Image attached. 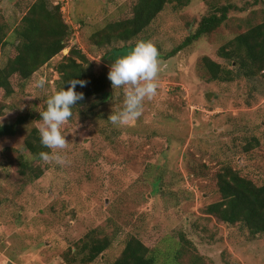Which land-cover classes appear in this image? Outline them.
Returning a JSON list of instances; mask_svg holds the SVG:
<instances>
[{
    "label": "rangeland",
    "instance_id": "obj_1",
    "mask_svg": "<svg viewBox=\"0 0 264 264\" xmlns=\"http://www.w3.org/2000/svg\"><path fill=\"white\" fill-rule=\"evenodd\" d=\"M33 1L1 0L0 19L14 29ZM136 1L53 0L74 30L68 48L30 80L15 79L13 96L0 95L6 107L0 125L36 117L19 135L0 139V264H81L79 246L91 232L113 239L92 264H114L132 236L162 264H264V234L252 238L243 227H227L206 213L221 199L217 175L226 166L264 185V78L209 83L201 63L210 57L230 68L218 50L264 23V0H192L179 11L169 4L133 41L95 46L91 37L129 16ZM221 5L236 11L171 58ZM12 35L0 49L1 67L15 54ZM139 40L152 41L163 64L157 95L145 100L141 117L112 125L108 118L123 107L124 91L110 88L108 99L88 101L86 109L95 106L88 118L62 126L69 142L62 150L65 165L44 163L48 172L41 179L23 178L19 158H30L26 137L39 130L45 101L60 90L59 67L70 51L87 55L99 75ZM41 78L43 88L37 86Z\"/></svg>",
    "mask_w": 264,
    "mask_h": 264
},
{
    "label": "trees",
    "instance_id": "obj_2",
    "mask_svg": "<svg viewBox=\"0 0 264 264\" xmlns=\"http://www.w3.org/2000/svg\"><path fill=\"white\" fill-rule=\"evenodd\" d=\"M191 1L137 0L131 5L132 12L129 16L119 21L114 20L105 29L96 32L91 37L92 43L103 48L116 42L133 41L147 30L169 4H174L173 8L179 11L188 7ZM53 3V0H34L28 6L20 24L14 29L7 21L0 19V49L7 46L10 33H13L15 40L14 56L8 59L4 67L0 66V95L4 98L14 95L13 81L15 79L22 82L30 80L42 67L68 48L74 30L65 21L61 7ZM233 11H236L235 5L214 7L212 13L201 20L196 33L188 37L170 54V57L176 56L183 49L218 30L229 20V15ZM218 56L231 67L210 57L202 58V67L208 75L209 83H230L242 78L248 80L264 78V23L250 28L222 46L218 50ZM59 73L61 75L60 89L65 86L67 90L69 85L66 83L75 78L87 82L84 87L77 85L76 91L83 93L84 99L78 101L73 108V116L68 120L69 122L77 118L89 117L91 110L95 108L93 106L86 109L91 98H95L96 102L108 99V90L112 88L108 73L96 75L94 65L81 51L72 49L66 62L59 67ZM5 109V105L0 101V119L4 116ZM32 119L35 120L36 117L25 115L18 117L11 124L0 125V139L19 135L21 128ZM258 144L256 141L255 145ZM25 148L30 158L25 155L20 156L19 174L30 182H34L48 172V167H44L39 153L52 150L41 145L39 130L35 128L26 137ZM217 179L221 199L209 205L206 213L216 217L219 223L227 227H243L252 238L263 235L264 185L257 186L253 181L242 177L231 166L224 167L217 175ZM112 243L113 239L110 237L98 239L94 236V232H91L82 240L76 258L81 264H92L110 249ZM114 264L162 263L159 262L154 250L132 236Z\"/></svg>",
    "mask_w": 264,
    "mask_h": 264
},
{
    "label": "clouds",
    "instance_id": "obj_3",
    "mask_svg": "<svg viewBox=\"0 0 264 264\" xmlns=\"http://www.w3.org/2000/svg\"><path fill=\"white\" fill-rule=\"evenodd\" d=\"M160 53L155 44L149 40H139L126 55L116 59L110 66L108 79L112 88L123 89V107L113 110L108 121L114 126H126L139 119L143 113L145 100L157 95L158 78L162 71ZM46 81L41 78L37 86L43 88ZM86 81L69 80L65 86L51 95L46 101V110L40 112V143L52 151H42L39 158L45 164L65 165L66 156L62 150L69 142L62 133V126L73 116V108L84 99L83 93L76 91L77 85L84 87Z\"/></svg>",
    "mask_w": 264,
    "mask_h": 264
},
{
    "label": "water",
    "instance_id": "obj_4",
    "mask_svg": "<svg viewBox=\"0 0 264 264\" xmlns=\"http://www.w3.org/2000/svg\"><path fill=\"white\" fill-rule=\"evenodd\" d=\"M107 62H110V61H107ZM111 64H113L112 62H110Z\"/></svg>",
    "mask_w": 264,
    "mask_h": 264
}]
</instances>
